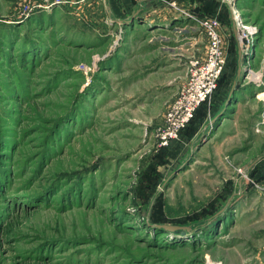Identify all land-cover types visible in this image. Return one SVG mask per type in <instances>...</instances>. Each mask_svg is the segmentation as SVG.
<instances>
[{
    "label": "rangeland",
    "instance_id": "rangeland-1",
    "mask_svg": "<svg viewBox=\"0 0 264 264\" xmlns=\"http://www.w3.org/2000/svg\"><path fill=\"white\" fill-rule=\"evenodd\" d=\"M131 2L0 0V264H264V0ZM213 16L222 81L162 148Z\"/></svg>",
    "mask_w": 264,
    "mask_h": 264
},
{
    "label": "built area",
    "instance_id": "built-area-1",
    "mask_svg": "<svg viewBox=\"0 0 264 264\" xmlns=\"http://www.w3.org/2000/svg\"><path fill=\"white\" fill-rule=\"evenodd\" d=\"M135 1L144 3L154 0ZM201 24L208 38L206 54L204 57L192 56L189 60L185 82L168 109L164 126L157 133L162 148L178 141L195 119L198 110L211 102L226 69L221 19L218 16L206 17Z\"/></svg>",
    "mask_w": 264,
    "mask_h": 264
},
{
    "label": "crops",
    "instance_id": "crops-1",
    "mask_svg": "<svg viewBox=\"0 0 264 264\" xmlns=\"http://www.w3.org/2000/svg\"><path fill=\"white\" fill-rule=\"evenodd\" d=\"M124 2H125V4H126V9H128L130 6H131V4H132V0H123ZM236 115V114H235ZM260 165H261V167H263L264 166V160L263 161H261V163H260ZM249 187V186H248ZM251 188H253V186L251 187ZM246 190H247V188H246ZM256 215H259V214H257L256 212H253V216H256ZM252 218H254V217H252ZM248 226V225H247ZM251 227H253V228H251V231L253 230V232L254 231H259V230H263V229H255L254 227L255 226H251ZM256 237H258V236H256Z\"/></svg>",
    "mask_w": 264,
    "mask_h": 264
},
{
    "label": "trees",
    "instance_id": "trees-1",
    "mask_svg": "<svg viewBox=\"0 0 264 264\" xmlns=\"http://www.w3.org/2000/svg\"><path fill=\"white\" fill-rule=\"evenodd\" d=\"M221 81H222V80H221ZM221 81H220V82H221ZM205 106H206V104H204V105L198 110V113H197L195 119L192 121L191 125L195 122V120H196V118L198 117L199 113L202 111V109H203ZM191 125H190V126H191ZM190 126H189V128H190ZM189 128H188V129H189Z\"/></svg>",
    "mask_w": 264,
    "mask_h": 264
},
{
    "label": "water",
    "instance_id": "water-1",
    "mask_svg": "<svg viewBox=\"0 0 264 264\" xmlns=\"http://www.w3.org/2000/svg\"><path fill=\"white\" fill-rule=\"evenodd\" d=\"M168 230H171V231H176V230H178V227H169V226H167L166 227Z\"/></svg>",
    "mask_w": 264,
    "mask_h": 264
}]
</instances>
